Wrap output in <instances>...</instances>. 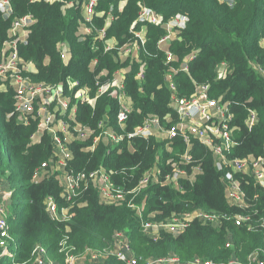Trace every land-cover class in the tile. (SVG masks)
<instances>
[{"label":"trees","instance_id":"16d2710c","mask_svg":"<svg viewBox=\"0 0 264 264\" xmlns=\"http://www.w3.org/2000/svg\"><path fill=\"white\" fill-rule=\"evenodd\" d=\"M120 1L101 0L97 8L99 12H109L114 7L112 12L116 19L107 30V39L114 38L120 43L129 39L130 27L137 18L140 3L153 7L166 19L178 13L189 15L187 28L171 46L180 61L196 53L190 61L189 72L179 71L175 76L179 95L189 97L194 92L195 83L209 82L212 96L230 101L235 114L233 125L239 126L236 145L227 151L228 157L264 156V77L253 67L257 65L264 69V48L260 45L264 38V0H234L233 6L221 0H128L122 12L118 9ZM83 2L79 0L76 7L64 10L60 3L12 0L16 15L32 12L37 19L28 41L21 44L19 50L24 59L35 65L36 71L32 74L35 81L60 83L68 78L78 79L94 91L100 71L106 68L112 74L119 69L121 61L116 60L117 52L105 53L104 42L95 40L96 34L80 38L78 27ZM106 17H96L95 23L103 27ZM10 24L11 20L4 19L0 14V48L7 38ZM163 34L161 27H149L147 52L143 51L140 55L147 63L144 79L136 78L139 62H134L126 73V91L133 100V111L126 126L128 131L143 123L148 114L159 115L162 119L171 114L174 120L177 119L176 112L169 105L170 91L164 83L168 70L166 55L157 47ZM61 43H66L72 51L67 64L58 49ZM96 57L99 62L91 69V62ZM223 61L229 64V72L219 79L218 65ZM128 65L129 62H125L123 67ZM174 65L178 67L179 63L174 62ZM2 88L0 81V173L5 176L8 170L12 171L6 176L11 185L12 178L18 176L23 203L20 206L16 197L12 205L11 233L17 243L15 256L2 255L0 247V264L34 262L36 245L46 247L54 260H62L58 264H65L64 255L59 252V243L67 232V226L50 218L45 199L51 195L60 206H69L70 203L64 201L62 188L56 179L37 184L31 181L36 169L52 154L51 139L45 135L40 143L30 144L36 126L34 123L22 125L16 122L13 91L8 86ZM118 108L114 97L104 95L98 99L95 109L82 105L78 119L97 127L99 121L107 116L110 124L119 128L116 121ZM248 108L259 113V122L253 128L245 124ZM176 143L175 152L181 154L185 144L180 137L176 138ZM133 144V152L126 145H122L123 150L119 152L120 146H105L102 143L94 152H84L81 144L74 143L71 146L74 158L70 167L86 171L98 167L107 171L116 170L115 181L131 189L154 165L157 154L161 158L167 154L165 143L152 137H135ZM191 156V164L183 167L188 171L192 166L202 169L194 182L185 181L182 190L174 185L151 184L138 194L136 203L146 199L144 220L165 221L174 213L202 208L219 213H249L253 218V228L237 225L234 220L223 221L216 227L196 221L178 236L161 231L158 238H153L145 233L142 221L133 209L126 204H105L98 191L88 187L82 188L71 204L75 215L69 223L68 233L74 253L81 256L88 248L110 251L115 232L124 231L134 254L141 258V264L151 258L171 255L182 262L198 256L216 264L233 257L247 261L255 251L264 258V229L258 225L260 218L264 217V195L259 186L252 179L249 183L243 182L250 208L242 210L233 207L226 200L223 175L217 170L210 149L194 140ZM159 166V178L163 181L171 173V165L162 159ZM82 202L85 204H78ZM152 213L156 214L152 216ZM228 242L231 247L226 246ZM96 264L123 263L111 255Z\"/></svg>","mask_w":264,"mask_h":264},{"label":"built area","instance_id":"2783aa9c","mask_svg":"<svg viewBox=\"0 0 264 264\" xmlns=\"http://www.w3.org/2000/svg\"><path fill=\"white\" fill-rule=\"evenodd\" d=\"M32 2L60 3L64 10L74 8L79 0H30ZM101 0H84L82 5V18L79 23L78 33L81 39L96 34L95 40L104 42V52H117L116 60L121 62L128 59V66L125 69H117L112 74L108 69H103L96 76L93 91L89 85H84L78 79L68 78L65 82L48 83L35 81L32 74L36 70L31 69L32 62L24 59L19 50L20 45L28 41L32 27L37 19L32 12L23 15H16L12 0H0V14L6 20H11L7 32V38L0 48V81L2 89L7 86L14 94V107L16 122L22 125L35 124L36 130L30 138V144H38L47 135L52 142V154L50 158L40 164L32 178V183L43 182L51 178L56 179L62 188V197L69 206H60L54 196H47L45 199L46 210L50 218L59 223H65L67 232L59 243V252L64 255L65 264H79L88 256L90 261L103 262L100 252L88 248L79 256L74 253V246L69 243V223L75 212L72 203L75 202L82 188L92 187L100 195L105 204L120 206L126 204L135 211L141 219L145 233L153 238H158L161 231H166L175 236L184 232L193 222L199 221L203 225H222L223 221L234 220L237 225H244L253 228V218L246 213H219L196 208L179 214H173L165 221H145L144 211L146 199L139 204L136 203L138 194L151 184L160 183L163 186L174 185L182 190L185 181L192 183L202 173L199 166H192L188 171L187 166L192 162L191 150L194 140L206 145L212 152L215 166L219 172L224 167L229 170L224 174L226 200L229 205L242 210L250 208L247 193L243 188V182L249 183L250 179L259 186L264 195V156L250 155L246 158H230L227 151L236 145V135L239 126L233 125L235 114L231 110V103L223 100L222 97L211 95L212 86L209 82L195 83L194 92L189 96L179 95L178 85L175 76L179 71L189 72V64L195 57L193 52L183 60L171 49L172 42L178 39L187 28L189 15L178 13L170 18H165L153 7L139 4L137 18L130 27V37L124 43L114 38L107 39V30L116 16L112 12H99L97 10ZM123 3L128 0H121ZM233 6L234 0H227ZM119 11L124 9L123 4L119 5ZM107 15L104 26L100 27L95 23L96 17ZM150 26H159L164 34L158 39L157 47L166 55L168 70L165 74L164 83L170 91V107L176 112L177 119L167 114L163 119L156 114H148L143 123L137 125L133 130H126L127 122L133 111V100L126 91L125 77L130 71L134 62L140 63V69L136 74L138 80L145 77L146 62L141 59V52L146 51L148 32ZM264 48V38L260 41ZM61 58L65 64L70 59V46L66 43L58 45ZM99 62L98 57L92 60L91 69ZM174 62L179 63L175 66ZM223 69V71H222ZM264 77V69L259 66L254 68ZM229 72V64L225 61L218 65V78L226 77ZM104 95H110L116 99L119 108L116 116L117 125L115 128L110 124L109 117L105 116L99 121L97 127L90 126L78 119V113L82 105H88L95 109L97 101ZM259 122V113L248 108L245 124L253 128ZM143 137L145 139L155 138L165 143L168 165H171V173L160 181V154L155 157V163L150 167L139 183L127 189L123 183H117L114 179L117 171H107L98 167L92 171L76 170L71 168L73 152L71 146L74 143L82 145V151L94 152L102 143L105 146L118 147L119 152L126 145L133 152L135 147L133 139ZM180 137L185 144V150L181 153L180 161H176L172 154L176 153V138ZM123 145V146H122ZM184 180V181H182ZM16 189L0 173V247L2 255L15 256L17 246L16 238L11 233V216L13 198ZM131 196V197H129ZM84 205L85 203H78ZM156 213H152L154 216ZM259 227L264 229V217L259 220ZM227 247H231L228 242ZM33 254V264H58L50 257L46 247L36 245ZM111 254L116 256L123 264H141V258L137 257L131 249L129 239L124 231L115 232L114 245ZM258 251L250 254L247 261H240L233 257L226 262L218 264H264ZM108 258V257H107ZM106 258V259H107ZM144 264H216L212 260L202 257H195L190 261L182 262L177 256L151 258Z\"/></svg>","mask_w":264,"mask_h":264},{"label":"rangeland","instance_id":"374dc122","mask_svg":"<svg viewBox=\"0 0 264 264\" xmlns=\"http://www.w3.org/2000/svg\"><path fill=\"white\" fill-rule=\"evenodd\" d=\"M128 61V59H126L125 61H123V62H121V65H119L118 66V68L119 69H123V64L125 63V62H127ZM2 147L5 149V146L2 144ZM174 155H175V160L176 161H180V159H181V154L178 152H176V154L174 153V154H172V156L174 157ZM163 157H167V156H164L163 155ZM162 161V158H161V156H160V162ZM2 166H4V163H2ZM229 170V168L228 167H224L223 168V170H221V173H222V175H223V177H224V174L227 172ZM12 172V171H11ZM9 170L5 173V176H4V174L2 175L4 178H6V176L8 177V175H9V173H11ZM15 172V171H14ZM224 180V179H223ZM12 181H13V186L15 187V189H16V193H15V196H14V198H13V200H15V198L16 197H18L19 199V203H20V206L22 205V203H23V197H22V194H21V184H20V182H19V180H18V176H14L13 178H12ZM224 182H225V180H224ZM11 184V183H10ZM98 252H100L103 256H101L100 257V260H105L107 257H110L112 254H111V250L110 251H106V250H104V251H100V250H97ZM160 257V256H159ZM159 257H155V258H159ZM155 258H153V259H155ZM55 260L57 261V263H59V261L61 262L62 260H59V259H56L55 258ZM240 260H242V259H240ZM28 264V263H27ZM29 264H33V261H30L29 262ZM79 264H96V261H90L89 260V258H88V256L87 257H85L84 259H82L80 262H79Z\"/></svg>","mask_w":264,"mask_h":264},{"label":"crops","instance_id":"0c3cea01","mask_svg":"<svg viewBox=\"0 0 264 264\" xmlns=\"http://www.w3.org/2000/svg\"><path fill=\"white\" fill-rule=\"evenodd\" d=\"M221 1L226 2V3L229 4V2H228L227 0H221ZM121 4H123L124 7H125V5H126V3H123V1H120L119 5H121ZM70 55L72 56V51H71V50H70ZM255 66H257V65H254L253 67L255 68ZM31 69L36 70L35 65H34L33 63H32V65H31ZM123 69L126 70V68H124V67H123ZM222 71H223V69H222Z\"/></svg>","mask_w":264,"mask_h":264},{"label":"bare ground","instance_id":"6f19581e","mask_svg":"<svg viewBox=\"0 0 264 264\" xmlns=\"http://www.w3.org/2000/svg\"><path fill=\"white\" fill-rule=\"evenodd\" d=\"M81 36V35H80Z\"/></svg>","mask_w":264,"mask_h":264}]
</instances>
